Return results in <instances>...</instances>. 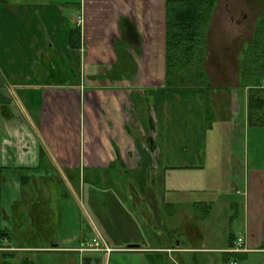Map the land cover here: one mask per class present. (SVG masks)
Returning <instances> with one entry per match:
<instances>
[{
	"label": "crops",
	"instance_id": "crops-1",
	"mask_svg": "<svg viewBox=\"0 0 264 264\" xmlns=\"http://www.w3.org/2000/svg\"><path fill=\"white\" fill-rule=\"evenodd\" d=\"M166 2L0 0V109L30 99L40 116L34 134L4 137L10 165L33 175L0 180V264H183L213 250L197 243L213 233L207 191L233 157L249 220L222 251L244 236L246 253L264 252L262 168L206 149L209 129L230 116L248 125L247 112L237 96L226 115L202 88L166 87ZM98 235L110 253L86 250Z\"/></svg>",
	"mask_w": 264,
	"mask_h": 264
},
{
	"label": "rangeland",
	"instance_id": "rangeland-1",
	"mask_svg": "<svg viewBox=\"0 0 264 264\" xmlns=\"http://www.w3.org/2000/svg\"><path fill=\"white\" fill-rule=\"evenodd\" d=\"M9 1L12 4L18 2V0ZM263 13L264 0H218V6L208 33L209 51L206 68L209 75V85L218 87L210 88V91L202 87L204 95L208 99L212 98L211 103L215 110L217 107L213 97L219 94V86H228L231 87L233 99L237 96L241 112L243 110L247 112L246 91L241 87L239 88L238 85L240 60L243 51L252 41L255 25ZM222 68L226 69L224 75L218 73V69ZM225 92L229 94L230 89H225ZM226 93L222 94L227 96ZM9 94L16 98L17 94ZM238 100L234 101L235 105H237L236 101ZM29 101V103L18 104L12 101L1 105L3 111L0 109V161H5L2 162L5 166L0 165V180L16 179L18 172H22L25 176L33 175L25 169H15L14 166L10 165L13 160H10L11 157L6 155L8 146L4 140L6 131L24 133L26 125L33 134V129L35 131L37 127L39 129V112L35 106L33 107L34 101L32 102L30 99ZM227 108L228 106L225 107L226 115L229 113ZM241 115L246 116V113H241ZM169 119H171L170 114ZM217 119V121L220 120ZM243 120L241 116L237 120H232L230 116L224 123H217L214 129L208 130L207 128L206 149L208 151H226L230 148L242 156L245 168L260 167L264 173V127L250 128L247 124L244 125ZM35 123H38L37 127ZM240 130L241 134L239 133ZM17 143L18 139L15 138L12 144L17 147ZM234 167H236V160L233 157L229 164L226 163L224 168L214 173V185L210 186L211 188L207 191V195H211L215 200L210 217L213 233L209 236L207 231H203L200 233L197 243L200 247L207 245L213 250H200L193 254L185 253L182 256L183 264H232L233 261L237 264H264V252L253 251L244 255H227L222 251L228 246L230 233L236 236L244 233L245 224L248 225L249 220L246 216L243 197L238 195L236 191L239 182L234 178ZM91 175L93 177L94 174L86 173L87 181L91 179ZM60 177L63 179V176ZM60 177L54 179L60 180ZM216 189H218L217 192H215ZM203 215L204 213L201 212L200 216ZM161 264L175 263L172 260H167Z\"/></svg>",
	"mask_w": 264,
	"mask_h": 264
},
{
	"label": "trees",
	"instance_id": "trees-1",
	"mask_svg": "<svg viewBox=\"0 0 264 264\" xmlns=\"http://www.w3.org/2000/svg\"><path fill=\"white\" fill-rule=\"evenodd\" d=\"M217 6L218 0H167L164 24L166 87L200 89L211 86L206 71L209 51L208 33ZM69 45L73 49L80 48L79 28L71 30ZM240 65L238 85L247 91L248 126L262 128L264 127V13L255 25L252 41L242 53ZM212 120V110L208 109L209 128L212 127Z\"/></svg>",
	"mask_w": 264,
	"mask_h": 264
},
{
	"label": "built area",
	"instance_id": "built-area-1",
	"mask_svg": "<svg viewBox=\"0 0 264 264\" xmlns=\"http://www.w3.org/2000/svg\"><path fill=\"white\" fill-rule=\"evenodd\" d=\"M82 22L80 17L79 24ZM88 251L91 252H103V253H110L111 249L107 247L106 243L104 242L101 236H95L92 238L89 246L87 247ZM226 252L231 254L237 253H246L248 249L246 248V241L244 236H239L234 240L233 247L228 249ZM232 264H237V262L233 261Z\"/></svg>",
	"mask_w": 264,
	"mask_h": 264
},
{
	"label": "flooded vegetation",
	"instance_id": "flooded-vegetation-1",
	"mask_svg": "<svg viewBox=\"0 0 264 264\" xmlns=\"http://www.w3.org/2000/svg\"><path fill=\"white\" fill-rule=\"evenodd\" d=\"M212 22V21H211ZM123 25H125V24H123ZM163 29H164V26H163ZM165 32V31H164ZM135 44H138V42H136ZM120 51H122V47H118V52H120ZM165 59H166V55H165ZM208 59V58H207ZM207 65H208V63H207ZM165 68H166V62H165ZM225 70L226 69H218V73L220 74V73H223V75L224 74H226L225 73ZM241 70V67L239 68V71ZM165 77H166V70H165ZM165 81H166V79H165ZM218 86H210L209 88H206L208 91H210V88H217ZM168 88V87H167ZM230 89V93L229 94H227L226 92H225V89ZM240 88V87H239ZM169 89H177V88H169ZM197 89V88H196ZM219 89H220V92H219V98H215V102H216V105H218V106H220L221 108H223V109H225V106L227 107H229V108H233V106H234V101H233V103H232V100H233V95H232V90H231V87H228V86H219ZM222 93H226L227 94V96H222ZM209 103H210V105H211V102H210V99H209ZM211 107V106H210ZM212 108V107H211ZM3 111V110H2ZM212 113H213V120H214V118H215V111L212 109ZM225 117H227L226 115H225Z\"/></svg>",
	"mask_w": 264,
	"mask_h": 264
}]
</instances>
